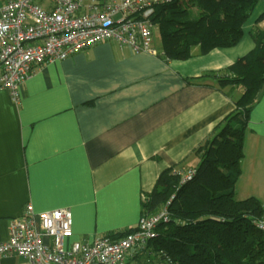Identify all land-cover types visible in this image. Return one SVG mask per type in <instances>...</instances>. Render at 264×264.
<instances>
[{
    "label": "crops",
    "instance_id": "0c3cea01",
    "mask_svg": "<svg viewBox=\"0 0 264 264\" xmlns=\"http://www.w3.org/2000/svg\"><path fill=\"white\" fill-rule=\"evenodd\" d=\"M243 29L235 47L204 55L194 48L186 60L165 61L160 44L151 56L105 42L38 69L17 101L0 89V243L27 205L35 213L70 209V241L91 244L133 230L160 175L194 170L196 148L234 111L241 90H219L202 76L253 49V25ZM240 170L235 198L254 197L264 207V84L244 132ZM133 253L127 264L137 259ZM0 264L28 262L5 256Z\"/></svg>",
    "mask_w": 264,
    "mask_h": 264
},
{
    "label": "trees",
    "instance_id": "16d2710c",
    "mask_svg": "<svg viewBox=\"0 0 264 264\" xmlns=\"http://www.w3.org/2000/svg\"><path fill=\"white\" fill-rule=\"evenodd\" d=\"M259 1L172 0L156 6L150 20L159 32L163 59L186 60L194 48L204 55L235 47ZM251 36L254 47L242 60L202 76L219 90L240 89L241 95L234 111L194 151L198 164L189 181L181 183L182 167L160 175L141 216L165 209L170 220L160 223L155 238L132 255L152 246L158 264H264V232L256 227L264 220V207L254 197L235 198L244 132L264 84V32Z\"/></svg>",
    "mask_w": 264,
    "mask_h": 264
},
{
    "label": "built area",
    "instance_id": "2783aa9c",
    "mask_svg": "<svg viewBox=\"0 0 264 264\" xmlns=\"http://www.w3.org/2000/svg\"><path fill=\"white\" fill-rule=\"evenodd\" d=\"M36 1L2 0L0 89L8 91L14 101L18 100L20 86L38 69L101 43L156 56L152 32L155 26L150 16L156 6L172 2L43 0L51 4L46 10ZM194 172H185L181 183L189 181ZM169 220L164 209L152 216H141L137 226L120 239L97 238L87 244L70 241V209L35 213L27 205L21 216L10 221V236L0 243V258L18 256L28 264H127L128 254L143 250L146 242L155 238L156 227ZM256 227L264 232V220ZM44 238L51 241L45 243Z\"/></svg>",
    "mask_w": 264,
    "mask_h": 264
},
{
    "label": "rangeland",
    "instance_id": "374dc122",
    "mask_svg": "<svg viewBox=\"0 0 264 264\" xmlns=\"http://www.w3.org/2000/svg\"><path fill=\"white\" fill-rule=\"evenodd\" d=\"M264 1L260 0L258 3H256V6L254 7L250 18L247 20L246 23L253 25V31H251V34H255L257 32H264V19H261V15L264 13V7L263 5ZM256 18L254 23H250V19ZM153 44H160V35L157 29H153ZM137 259L130 261V264H155V257L152 253V246L149 247V249L146 251L145 254L139 253L136 256Z\"/></svg>",
    "mask_w": 264,
    "mask_h": 264
}]
</instances>
